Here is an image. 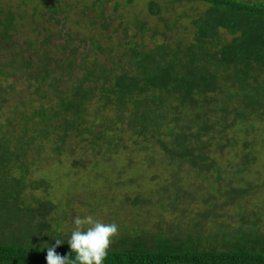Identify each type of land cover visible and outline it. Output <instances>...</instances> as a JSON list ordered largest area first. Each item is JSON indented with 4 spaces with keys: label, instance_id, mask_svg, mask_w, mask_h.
I'll list each match as a JSON object with an SVG mask.
<instances>
[{
    "label": "trees",
    "instance_id": "trees-1",
    "mask_svg": "<svg viewBox=\"0 0 264 264\" xmlns=\"http://www.w3.org/2000/svg\"><path fill=\"white\" fill-rule=\"evenodd\" d=\"M202 1L211 9L208 18L198 22V37L190 43L148 46L129 39L114 53L112 46L102 47L91 38L93 55L85 52L78 58L71 50L51 63L43 50H35L0 64L8 68H0L4 80L15 71L18 76L25 73L34 94L28 104L21 102V109L14 106L6 125L0 122V231L8 236H0V264H46L47 249L54 245L52 240L25 243L18 235L39 239L45 226L35 218L45 216L48 202L27 204L26 210L19 202L30 149L55 155L72 152L75 146L104 149L109 155L129 149V154L145 153V159L159 151L170 162L193 167L207 162L209 153L229 149L239 156L237 172L254 159L257 144L248 129L264 116V27H250L246 21L264 19V4ZM97 15L104 18L99 10ZM132 24L145 29L135 18ZM107 26L104 21L100 27ZM15 27V13L9 9L0 18V41L9 40ZM218 27L238 35L230 42L214 38ZM103 51L107 62L98 57ZM6 88L13 85L0 84V101L6 100ZM261 130L264 133V125ZM122 131H128L125 141L117 136ZM68 136L75 140L73 147L65 146ZM12 166L18 173H9ZM221 234L226 239L221 248L211 243L199 247L202 243L190 235L177 240L159 232L148 238L150 243L138 234L125 235L111 244L103 264H264V232L254 223L238 226L232 238L226 237V228ZM56 252L75 257L67 242Z\"/></svg>",
    "mask_w": 264,
    "mask_h": 264
},
{
    "label": "rangeland",
    "instance_id": "rangeland-1",
    "mask_svg": "<svg viewBox=\"0 0 264 264\" xmlns=\"http://www.w3.org/2000/svg\"><path fill=\"white\" fill-rule=\"evenodd\" d=\"M236 1L264 4V0ZM9 9L15 13L16 27L9 40L0 41V64L14 54L26 56L35 50H43L51 63L54 57L59 60L71 50L78 58L85 52L93 55V39L102 47L112 46L114 53L122 51L129 39L148 46L190 43L198 37V22L208 18L211 5L202 0H0V18ZM98 10L103 19L98 17ZM134 18L143 23L144 30L132 24ZM104 21L108 26L102 28ZM246 23L250 27H264V19ZM236 35L218 27L214 38L230 42ZM104 52H98V57L106 61ZM0 68L8 70L5 66ZM4 71L0 73V84L13 85L5 89L6 100L0 101V122L6 125L14 106L21 109L22 103L34 100V94L32 87H27L33 82L25 79V73L18 76L15 71L4 80ZM93 105H88L89 114ZM263 119L248 129L257 146L254 159L241 172L236 171L239 156L229 149L209 153L208 161L197 167L170 162L159 151L148 153L151 156L145 159V153L129 154V149L113 155L104 149L84 150L73 147L72 136L65 140L66 147H73L72 152L55 155L30 149L26 155L29 159L25 160L26 185L19 194V202L25 210L27 204L38 207L40 202H48L45 216L35 218L44 220L45 226L39 239L18 235L25 243L43 245L52 240L55 244L56 239L67 242L75 227L74 218L87 215L118 225L119 235L113 243L135 234L150 243L148 238L160 232L177 240L190 235L199 239V247L211 243L221 248L226 241L222 228L227 229L226 237L230 238L238 226L253 223L264 232ZM229 124L227 132L231 134L234 127ZM127 134L128 131H122L117 136L125 141ZM204 167L208 169L204 171ZM10 172L18 173V168L12 166ZM4 232L0 231V236H7Z\"/></svg>",
    "mask_w": 264,
    "mask_h": 264
},
{
    "label": "clouds",
    "instance_id": "clouds-1",
    "mask_svg": "<svg viewBox=\"0 0 264 264\" xmlns=\"http://www.w3.org/2000/svg\"><path fill=\"white\" fill-rule=\"evenodd\" d=\"M73 223L75 227L67 243L75 257L70 259L69 255L57 253L56 247L62 240L56 239L47 249L46 264H103L114 238L119 235L118 225L103 223L92 215L76 216Z\"/></svg>",
    "mask_w": 264,
    "mask_h": 264
}]
</instances>
